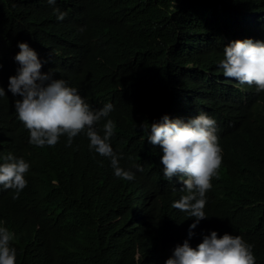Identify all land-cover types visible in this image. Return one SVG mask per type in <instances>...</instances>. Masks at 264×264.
Instances as JSON below:
<instances>
[{
  "label": "trees",
  "instance_id": "1",
  "mask_svg": "<svg viewBox=\"0 0 264 264\" xmlns=\"http://www.w3.org/2000/svg\"><path fill=\"white\" fill-rule=\"evenodd\" d=\"M217 2L228 4V0H56L48 5L46 0H0V52L19 51L17 43L23 40L35 45L51 42L47 70L56 77L63 73L62 63L57 64L61 48H76L85 41L82 55L92 72L88 99L97 109L106 102L113 104L109 118L115 123L114 134H124L125 139L121 165L135 172L131 181L107 180L103 159L89 152L83 134L67 147L65 137L52 147L30 145L13 101L4 99L0 155L10 151L30 163L27 187L15 198L11 189L0 193V220L15 235L16 264H125L124 253L155 239L152 233L133 229L126 213L147 202L165 210L184 193L177 177L163 178L156 149L149 148L148 154L141 141L145 133L139 125L152 123L153 113L164 105L159 93L166 91L169 98L173 86L163 74L161 81L144 90L142 65L166 56L164 67L170 72L179 70L171 65L174 57L193 64V71L201 63L202 70H215L223 49L206 43L204 36L208 24L215 22L208 10ZM229 2L243 14L257 17L256 32L264 36V0ZM54 7L67 13L63 21L55 19ZM180 49L192 52L181 55ZM180 95L181 118L203 111L219 121L222 162L206 193L208 218L203 223L220 221L218 227L227 229L247 224L254 238L260 239L264 235V93L257 94L254 85H247L227 105L198 99L194 86ZM141 101L137 116L131 106ZM135 164L143 171L137 172ZM174 211L178 223L187 217ZM167 220L163 217L156 225ZM126 262L131 264L133 258Z\"/></svg>",
  "mask_w": 264,
  "mask_h": 264
},
{
  "label": "clouds",
  "instance_id": "2",
  "mask_svg": "<svg viewBox=\"0 0 264 264\" xmlns=\"http://www.w3.org/2000/svg\"><path fill=\"white\" fill-rule=\"evenodd\" d=\"M46 3L54 5L56 0ZM52 11L57 21L66 18L65 11L55 7ZM208 11L215 22L208 24L205 42L223 49V58L217 61L215 70H202L201 63L193 71V64L185 65L183 59L174 57L171 65L179 70L170 72L164 67L166 56L155 64L142 65L144 90L161 81L163 74L173 81L169 98L168 92L159 93L164 105L153 113L152 123L143 122L139 129L145 133L141 141L147 153L149 148L156 149L163 178L171 181L177 177L184 194L165 210H157L147 202L126 213L133 229L152 233L155 239L124 253L125 264H130L126 262L129 257L133 258L131 264H264V235L255 239L247 224L227 229L218 227L220 221L203 223L208 218L204 211L208 203L206 193L212 188L211 180L217 176L222 162L219 121L203 111L186 119L179 116L180 93L193 86L198 99L224 105L243 93L247 85H254L257 94L264 93V36L256 32L257 17L243 14L239 6L233 8L229 0L227 5L213 4ZM23 41L17 43L19 51L0 52V127L3 101L12 100L16 118L28 130L30 145L52 147L65 137L67 147L72 145L73 138L83 134L88 139L89 152L103 159L101 169L107 180H134L135 172L121 165L125 139L124 134H114L115 123L109 118L113 104L106 102L97 109L88 99L92 72L82 55L85 41L76 48H61L57 64L62 63L63 73L56 77L47 70L51 42L35 45ZM191 52L180 49L181 55ZM141 104L142 101L131 106L133 114L138 116ZM133 167L137 172L143 171L140 164ZM29 170L30 163L23 157L10 151L0 155V193L11 189L13 198L18 196L28 185ZM175 209L187 215L179 223ZM163 217L168 218L167 222L157 226ZM14 240V233L0 220V264H16Z\"/></svg>",
  "mask_w": 264,
  "mask_h": 264
}]
</instances>
